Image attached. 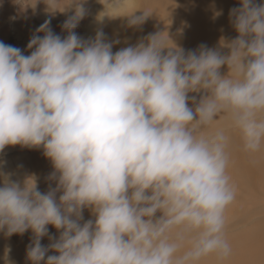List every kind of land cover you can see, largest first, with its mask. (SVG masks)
Returning <instances> with one entry per match:
<instances>
[{"label": "clouds", "instance_id": "obj_1", "mask_svg": "<svg viewBox=\"0 0 264 264\" xmlns=\"http://www.w3.org/2000/svg\"><path fill=\"white\" fill-rule=\"evenodd\" d=\"M240 4L229 12L235 38L215 49L173 50L149 34L113 52L120 41L107 42L102 30L91 39L73 31L83 7L62 24L64 38L45 21L30 55L0 42V151L42 147L58 174L46 193L35 176L0 186V229L9 237L31 229L33 264H197L230 255V137L211 126L226 118L246 152L264 147V2ZM190 92H203L195 111ZM49 225L60 235L45 247ZM49 250L56 254L45 261Z\"/></svg>", "mask_w": 264, "mask_h": 264}, {"label": "rangeland", "instance_id": "obj_2", "mask_svg": "<svg viewBox=\"0 0 264 264\" xmlns=\"http://www.w3.org/2000/svg\"><path fill=\"white\" fill-rule=\"evenodd\" d=\"M157 1L159 3V0H0V42L18 47L21 49L23 54L30 55L31 51L34 49H28L27 46L34 35L43 36L44 33H38L37 29H39L45 21H50L48 27L54 34L64 38L67 35V31L61 27L62 24L69 17L76 16L78 9L83 7L84 16L78 21L77 26L73 31L85 39L94 38L96 33L101 30L104 33V37L111 41L121 39L124 35L127 36L125 38L126 44L123 43L114 45L112 51L115 52L120 48L128 47V40H130V38L134 40L144 39V37L147 36L142 35V33L145 32L144 26L151 22V20H153L155 25L159 24L154 21L155 19H153L155 17L154 12L153 14L151 13V15H153L152 19L150 18V14L146 15L145 13L138 15L137 13L139 8H149L153 6V4L156 5ZM181 1L180 3L183 6V10L179 13L177 12L181 17L188 14L195 16L200 13L207 15L208 11L213 10L212 7L210 10H207L208 4L211 0H195V4L192 1L193 6L191 3L189 4L188 0H184L185 4L183 0ZM199 1H201L200 5H203L204 7H200L198 4ZM231 1L232 0H224V5L222 7L223 11L218 6L220 9H217L212 15L216 17V13L221 12L222 14L224 13L225 16L226 11L227 13L230 12L229 7L232 9L239 8L241 6L240 0H237V5L235 4L236 0L232 1V4ZM259 1L260 0H258V3ZM255 2L257 3V0H255ZM261 2L262 0L260 3ZM74 7L76 11H73ZM159 7L163 9L171 6L166 3V0H160ZM189 7L192 8L190 9ZM197 7L198 9L199 7L203 9L198 10ZM226 7L228 9H226ZM136 8H138V10L135 13ZM200 10L202 11L200 12ZM132 12L137 14L136 16L138 17H143V21L136 24L139 28L138 30L137 27L131 28L130 26L132 25L128 26L127 33L119 20L130 17ZM177 13L176 15L173 14L175 16L172 15L174 18H171L170 12L156 15L159 22L162 19L161 16L165 18L164 15H167V18H165L167 20H161V22L163 20H165V22L167 21V27L163 21V26L167 28L166 37H169V31L175 29L177 24H181V17L178 16ZM220 14L217 15V17H219ZM222 14L220 16L222 18H220L219 21H222L223 24H225L228 19L232 20L229 14L225 16L227 18H224ZM144 16L147 18H144ZM213 19L215 18L213 17ZM213 19L209 17L211 23L218 21H213ZM222 19H226L227 21ZM116 22H118L116 24L117 27H113ZM226 29L227 28H225V30ZM135 30H137V32H141V34L137 33ZM165 31L166 29L157 35ZM229 31H222L223 33L217 34L218 36L210 35V39L206 42L208 46L206 43H204V46L206 45L205 47L212 49L220 47L219 41H225L226 38H228L227 36ZM146 33L154 34L150 31H147ZM180 38L181 37H179V39ZM186 38H188V36ZM217 39H220L218 41L219 44L217 43ZM178 41L177 42L180 46L179 44H176L175 46L182 47L186 52L189 50L195 51L201 47L199 46L200 43H197L196 41L191 42L192 44L188 41L186 43L185 41L184 43H181L183 42L182 40L181 42L180 40ZM168 46L173 47L172 45ZM220 50L225 54L228 52L226 47L220 48ZM220 72L222 75L227 74V66H223L220 69ZM188 96V105L193 109V111H195L199 100L203 96V92H190ZM192 96L197 97L196 101L192 100ZM223 115L224 114H222V116ZM211 127L225 128L230 137L228 146L230 158L226 171L227 175L230 177V184L235 189V198L224 211V237L231 247V253L228 257L222 259L215 253H210L201 258L197 264H256V261L246 252L243 243L250 244L252 242L246 240L257 238L264 233V147H262L261 151L258 153L246 152L243 149L238 134L229 128V122L226 118L218 117L216 123ZM209 130L211 129H205V131ZM237 142L240 144L239 146H235ZM29 176H35L41 192L46 193L57 186L58 174H55L51 161L44 156L42 147L30 149L17 145L5 147L2 151H0V186H3L6 179H11L22 184ZM59 195L60 193L56 194L57 199L59 198ZM156 215L159 216L160 213L158 212ZM83 216L85 220L93 219L90 214V210L88 209L83 211ZM5 233L6 229H0V264H5L6 248L11 249L10 253H8V259L12 262V264H33V262L27 258V250L34 240V234L31 229L22 235L14 234L10 237ZM59 235L60 232L49 225L48 235L43 237L40 242L43 246L48 247L50 244L55 243V241L59 238ZM186 246L187 245H185V247ZM55 254V251L49 250L45 256V261L47 256ZM40 264H45V262L41 261Z\"/></svg>", "mask_w": 264, "mask_h": 264}, {"label": "bare ground", "instance_id": "obj_3", "mask_svg": "<svg viewBox=\"0 0 264 264\" xmlns=\"http://www.w3.org/2000/svg\"><path fill=\"white\" fill-rule=\"evenodd\" d=\"M180 1L181 0H166V3L168 4V5H170L171 7H169V8H163V9H161L160 7H159V3H160V0H159V3H158V1H157V3H156V5H154L153 4V6H151V7H149V8H146V9H141V8H139V10H138V8H136V10H135V13H136V11L138 10V15H140V14H145L146 13V15L147 14H150L151 15V13L153 14V12H154V18L153 19H155L154 21L156 22V23H159V24H157V25H155L154 24V22H153V20H151V22H149L147 25H145L144 27H145V32H143V30H142V32L144 33H142V35H144V36H148L150 33H146L147 31H150L151 33H154V34H158V33H160L161 31H163V30H165L166 29V31L165 32H163V33H161V34H159V36H160V38L165 42V43H167L168 45H172L173 47H171L173 50H175L176 48H178V47H176L175 45L177 44H179L178 42V40H180V42H181V40L183 41V42H181V43H184V41H185V43L188 41L189 43H191V42H193V41H196L197 43H200V45L199 46H204V43H206L207 42V40L208 39H210L209 37H211L210 35H217V34H221V33H223L222 31H226V30H228L229 31V29H230V31L228 32V38H226V42L228 41V40H230V39H234L235 38V36H236V33H235V31H234V29H233V27H232V20L231 19H228V21L226 20V19H222V20H226L224 23L225 24H223V22L222 21H219L220 20V18H222V17H220L221 16V12H219V13H221L220 14V16L219 17H217V13H216V17L215 16H213L212 14H213V12H216V10L217 9H222V7H223V3H224V0H211L210 2H209V4H208V9L207 10H210L211 9V7L213 8V10H210V11H208V14L207 15H203V14H198L199 13V11H198V15H195V16H192V15H190V14H188V15H186V16H180L178 13L179 12H181L182 10H183V6H182V1H181V3H180ZM184 1V0H183ZM186 1V0H185ZM185 1H184V4H185ZM189 1V4L191 3V5H192V1H193V3L195 4V0H188ZM188 1H187V5H188ZM232 1H234V0H232ZM232 1H231V4H232ZM261 1V0H260ZM260 1H259V3H260ZM200 2L201 1H199V5H200ZM262 2H263V0H262ZM257 3H258V0H257ZM158 4V5H157ZM196 4H197V1H196ZM219 4V5H218ZM234 4V3H233ZM235 4L237 5V0L235 1ZM206 5H207V3H206ZM222 5V6H221ZM185 6V5H184ZM193 6V5H192ZM198 6V5H197ZM218 6L220 7V8H218ZM195 7V6H194ZM200 7H204L203 5L201 6L200 5ZM199 7V9H203V8H200ZM206 7V6H205ZM228 7V6H227ZM226 7V9H228ZM154 8H156V9H154ZM190 8V7H189ZM192 8V7H191ZM190 8V9H191ZM207 8V7H206ZM194 9V8H193ZM197 9H198V7H197ZM196 9V10H197ZM198 9V10H199ZM225 9V10H226ZM229 9H231L230 7H229ZM233 9V8H232ZM157 10V11H156ZM73 11H76V9H75V7L73 8ZM186 11H187V9H186ZM202 10H200V12H201ZM222 11H223V9H222ZM167 12H170L171 13V18H174L173 16H175L176 15V13H177V15L178 16H180L181 18V24L180 25H178L177 24V26H175V29H172L171 31H169V37H166L167 36V21L165 22V20H167V19H165V18H167L166 16L167 15H164L165 16V18H163L162 16H161V18L162 19H165V20H163L164 21V24L166 25V27L165 26H163V21L161 22V20H160V22L157 20V18H156V15H159V14H166ZM229 12V11H228ZM134 12H132V15L130 16V17H128V18H126V19H121V20H119V22L121 23V25L123 26V28L125 29V31L128 33V31H127V27L128 26H130V24H129V19L131 18V17H133V16H136L137 14H135ZM187 13V12H186ZM173 14H175V15H173ZM227 14H229V13H227V11H226V14H225V16L227 15ZM173 15V16H172ZM209 15V16H208ZM215 15V14H214ZM223 16H224V13L222 14ZM142 16V15H141ZM152 16L153 15H151L150 16V18L152 19ZM178 16H177V18H178ZM224 16V18H227V17H225ZM209 17H211L212 19H213V17L215 18V19H213V21L215 20H218L217 22H213V23H211V21L209 20ZM228 17H229V15H228ZM144 18H147L146 16H144ZM149 18V19H150ZM148 19V20H149ZM180 19H178V20H180ZM187 19V20H186ZM146 20V19H145ZM143 21V20H142ZM187 21V22H186ZM210 21V22H209ZM118 22H116L114 25H113V27L115 26V27H117L116 26V24H117ZM178 23H180V22H178ZM143 25H144V23H143ZM142 25V26H143ZM224 25V26H223ZM179 26H181V27H179ZM223 26V27H222ZM131 28H133V27H137V25H135V26H130ZM181 28V29H180ZM225 28H227L226 30H225ZM135 29V28H134ZM133 29V30H134ZM139 28L137 27V30H138ZM158 29H159V31H158ZM137 30H135L136 32H137ZM180 30H181V32H180ZM216 32H215V31ZM221 30V31H220ZM139 31H141V30H139ZM137 33H140L141 34V32H137ZM135 35V34H134ZM187 37L188 36V38H186L185 36ZM224 35H226V34H224ZM139 36V35H138ZM146 36V37H147ZM218 36V35H217ZM222 36V35H221ZM127 36H125L124 35V37L123 38H121V39H118L119 41H120V43H118V44H126V40H125V38H126ZM136 37H137V35H136ZM176 37V38H175ZM179 37H181L180 39H179ZM226 37V36H225ZM224 37V38H225ZM143 38V37H142ZM145 38V37H144ZM182 38H186V39H182ZM212 39V38H211ZM105 40L107 41V42H113V41H111V40H109L108 38H105ZM117 40V39H116ZM142 40H144V39H140V40H134V39H132V38H130V40H128V45L129 46H134V45H136L137 43H139L140 41H142ZM220 40V39H219ZM218 39H217V43H218V41H219ZM178 41V42H177ZM146 42V41H145ZM219 43H220V41H219ZM218 43V44H219ZM166 44V45H167ZM192 44V43H191ZM207 44V43H206ZM209 44H210V42H209ZM167 45V46H168ZM185 45V44H184ZM179 46H180V44H179ZM197 46H198V44H197ZM206 46V45H205ZM207 46H208V44H207ZM213 46V45H212ZM169 47V46H168ZM168 47H166L165 48V51H167L168 50ZM240 144H238V142L235 144V146H239ZM246 241H250V242H252V243H243L244 244V248H245V250H246V252L256 261V264H264V233L263 234H261L259 237H257V238H254V239H251V240H246Z\"/></svg>", "mask_w": 264, "mask_h": 264}]
</instances>
